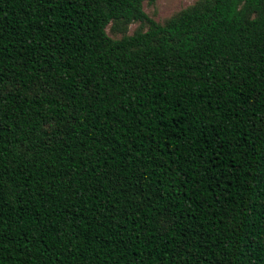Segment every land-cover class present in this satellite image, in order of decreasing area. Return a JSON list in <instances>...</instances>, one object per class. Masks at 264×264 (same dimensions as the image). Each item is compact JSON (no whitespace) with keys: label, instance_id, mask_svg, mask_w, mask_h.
<instances>
[{"label":"trees","instance_id":"obj_1","mask_svg":"<svg viewBox=\"0 0 264 264\" xmlns=\"http://www.w3.org/2000/svg\"><path fill=\"white\" fill-rule=\"evenodd\" d=\"M144 1L0 0V264H264V0Z\"/></svg>","mask_w":264,"mask_h":264},{"label":"rangeland","instance_id":"obj_2","mask_svg":"<svg viewBox=\"0 0 264 264\" xmlns=\"http://www.w3.org/2000/svg\"><path fill=\"white\" fill-rule=\"evenodd\" d=\"M196 0H155L152 3H142V9L146 15L152 18L154 21L162 22L164 19L175 14L180 9L187 5L192 4ZM138 22L130 23L127 26L126 33H131L137 26ZM110 23L107 24L105 30L107 34L111 37H118L121 33L117 31H112L110 28Z\"/></svg>","mask_w":264,"mask_h":264}]
</instances>
